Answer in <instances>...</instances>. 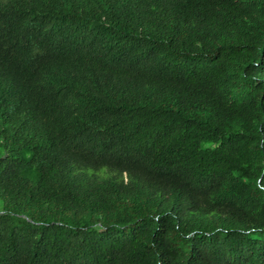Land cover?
Masks as SVG:
<instances>
[{
	"label": "trees",
	"instance_id": "obj_1",
	"mask_svg": "<svg viewBox=\"0 0 264 264\" xmlns=\"http://www.w3.org/2000/svg\"><path fill=\"white\" fill-rule=\"evenodd\" d=\"M0 264H264V0H0Z\"/></svg>",
	"mask_w": 264,
	"mask_h": 264
}]
</instances>
